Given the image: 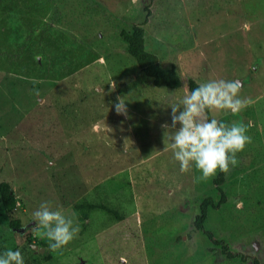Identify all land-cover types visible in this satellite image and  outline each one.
<instances>
[{"label":"rangeland","instance_id":"374dc122","mask_svg":"<svg viewBox=\"0 0 264 264\" xmlns=\"http://www.w3.org/2000/svg\"><path fill=\"white\" fill-rule=\"evenodd\" d=\"M253 1L0 0V182L15 196L12 213L0 202V254L21 251L42 202L75 219L65 210L83 197L107 209L88 210L76 237L47 246L53 258L40 264H264V0ZM133 22L179 87L152 85L125 53L116 29ZM188 79L240 80L252 101L217 114L253 124L238 165L199 183L162 151L167 106ZM220 192L195 229L200 202ZM33 237L39 256L47 240Z\"/></svg>","mask_w":264,"mask_h":264},{"label":"clouds","instance_id":"9594fccd","mask_svg":"<svg viewBox=\"0 0 264 264\" xmlns=\"http://www.w3.org/2000/svg\"><path fill=\"white\" fill-rule=\"evenodd\" d=\"M242 86L240 80L210 79L191 90L186 89L181 99L167 106L171 110V122L161 125L164 129L162 151L171 152L181 173L192 168L200 173L194 177L196 183L208 181L218 172L227 174L230 167L239 163L237 153L251 143V137L246 134L253 126L251 121L245 125L217 118L219 113L235 116L252 103L250 99L240 98ZM114 109L118 115H127L125 101L120 97ZM31 219L34 236L46 239L53 252L70 243L80 230L74 224V217L65 216L61 209L54 210L46 201L33 211ZM0 264H24V258L19 250L8 248L0 254Z\"/></svg>","mask_w":264,"mask_h":264},{"label":"trees","instance_id":"16d2710c","mask_svg":"<svg viewBox=\"0 0 264 264\" xmlns=\"http://www.w3.org/2000/svg\"><path fill=\"white\" fill-rule=\"evenodd\" d=\"M255 4V0L253 1ZM146 20V18H145ZM147 21V20H146ZM145 22V21H144ZM143 22L135 23L133 22L129 27H119L117 30L118 37L124 42L125 53L130 56L138 69V71L143 74L145 77L150 78L152 85L156 87L163 86L165 88L174 89L180 86V78L176 72L174 66L170 65L168 67H162L159 65L157 57L155 54L145 50L144 48V29L142 26ZM198 84L193 79H188L186 82L187 90L195 88ZM219 181L217 180L216 183ZM219 192V190H218ZM219 200L217 203L212 204L210 197H205L200 202V212L195 216L193 221V226L197 230H202V223L205 219L207 206H216L221 204L224 201V196L220 192ZM0 202L1 208L4 213H12L14 210L15 196L9 187L7 182H0ZM99 208L107 209L103 204L94 205L91 202H88L85 198H79L76 202L66 208L67 210L74 212L75 215L74 222L77 223L81 219H84L85 214L88 210ZM109 211V210H107ZM64 213V212H63ZM115 218H120V215L117 214L115 210H112ZM65 215V214H64ZM20 225V220L18 218H13L9 221L8 226L12 229L18 228ZM34 226L26 229L24 238L26 239L20 252L24 258V264H40L41 262L49 261L53 258L50 253H46V248L48 246V241L45 243L37 242L38 246H43L45 248L44 253L39 256H34L30 252L29 245L31 240V232L33 231ZM207 237H211L210 233L204 231ZM35 237V236H34ZM33 237V238H34ZM27 246V247H26ZM17 245L12 246V250H16ZM26 249V250H25ZM29 252H28V250ZM3 252V251H2ZM29 253V255H28Z\"/></svg>","mask_w":264,"mask_h":264},{"label":"water","instance_id":"95a60500","mask_svg":"<svg viewBox=\"0 0 264 264\" xmlns=\"http://www.w3.org/2000/svg\"><path fill=\"white\" fill-rule=\"evenodd\" d=\"M31 223H33V222L31 221L28 225H30ZM30 247H31L32 249L37 248V246L34 245V244H31ZM37 250H38L39 252H41V251L43 250V248H37Z\"/></svg>","mask_w":264,"mask_h":264}]
</instances>
